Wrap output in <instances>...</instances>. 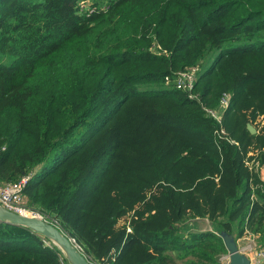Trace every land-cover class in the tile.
<instances>
[{
  "label": "trees",
  "instance_id": "trees-1",
  "mask_svg": "<svg viewBox=\"0 0 264 264\" xmlns=\"http://www.w3.org/2000/svg\"><path fill=\"white\" fill-rule=\"evenodd\" d=\"M103 3L0 0V186L31 175L26 204L95 264H223L225 233L264 246V0ZM192 67L195 97L174 81ZM0 264L68 262L0 220Z\"/></svg>",
  "mask_w": 264,
  "mask_h": 264
},
{
  "label": "built area",
  "instance_id": "built-area-1",
  "mask_svg": "<svg viewBox=\"0 0 264 264\" xmlns=\"http://www.w3.org/2000/svg\"><path fill=\"white\" fill-rule=\"evenodd\" d=\"M197 75H198L197 67H192L187 70L179 72L174 80L176 87L178 89H182L184 91L189 92L190 97H195V94L193 93V89L195 87ZM166 82L170 83L171 79L167 77ZM230 104H231V94L226 92V93H223V95L221 96L219 109L206 108V111L221 124L222 119H223V113L230 106ZM220 133L221 134L226 133L223 127L221 128ZM255 166L260 167L259 163H256ZM260 171L262 172L264 171V169H260L259 172ZM30 177L31 175H24L18 181L9 182L4 185H1L0 186V205L4 206L6 209L10 211H13L21 215L39 217V218L45 219L44 216L39 211L29 207L25 202L24 190L30 180ZM261 177H262V174H261ZM51 222L59 226L55 221H51ZM73 240L76 242L74 238ZM78 247L81 249L79 245ZM238 248L242 254H245L246 256L250 258L251 264H260L262 262L263 257H264L263 250L255 249L250 244L243 245V246L238 245ZM222 262L223 264H230V254L228 251L224 255Z\"/></svg>",
  "mask_w": 264,
  "mask_h": 264
},
{
  "label": "water",
  "instance_id": "water-1",
  "mask_svg": "<svg viewBox=\"0 0 264 264\" xmlns=\"http://www.w3.org/2000/svg\"><path fill=\"white\" fill-rule=\"evenodd\" d=\"M248 129L252 133H256L257 131L256 127L251 123L248 124ZM0 220L26 226L42 234L61 249L69 264H95L78 247L72 236L66 234L59 226L51 221L39 217L21 215L6 209L2 205H0ZM223 239L230 254V264H251L250 258L239 251L235 239L229 237L226 233L223 234Z\"/></svg>",
  "mask_w": 264,
  "mask_h": 264
},
{
  "label": "rangeland",
  "instance_id": "rangeland-1",
  "mask_svg": "<svg viewBox=\"0 0 264 264\" xmlns=\"http://www.w3.org/2000/svg\"><path fill=\"white\" fill-rule=\"evenodd\" d=\"M100 1H104V3H106L107 0H100ZM236 45H238V43L226 44L223 49H215V50H213L212 53L210 54L209 61L212 62L218 56V54L221 52V50H224L226 48H231V47L236 46ZM201 222L209 223V222H207V220H201ZM189 229H191V227ZM228 235H229V237H232L233 239L236 240L237 245H242L243 246V245L250 244L255 249H261V250L264 251V246L262 245L261 242H259V235L258 234L256 235V234H253V233L251 234L250 232H247L246 234H244L242 237H240L238 239H236L233 234H228ZM225 254L226 253H223V254L220 255V257H219L220 261H222V259H223ZM263 259H264V257H263ZM262 264H264V261H263Z\"/></svg>",
  "mask_w": 264,
  "mask_h": 264
},
{
  "label": "crops",
  "instance_id": "crops-1",
  "mask_svg": "<svg viewBox=\"0 0 264 264\" xmlns=\"http://www.w3.org/2000/svg\"><path fill=\"white\" fill-rule=\"evenodd\" d=\"M260 169H264V167H261ZM260 169H258V170H260ZM259 174H260V177L262 174L261 179L264 180V171H262V172L260 171ZM205 220H207V219H205ZM207 222H209V221L207 220ZM190 227H191V229H189ZM186 228L188 230L187 231L188 233H193V232H200V231H204V230H211L212 225L210 223H203L201 221H197V222L186 225Z\"/></svg>",
  "mask_w": 264,
  "mask_h": 264
}]
</instances>
